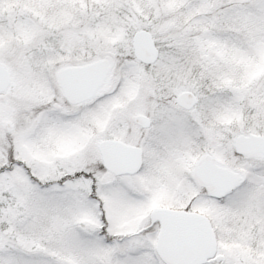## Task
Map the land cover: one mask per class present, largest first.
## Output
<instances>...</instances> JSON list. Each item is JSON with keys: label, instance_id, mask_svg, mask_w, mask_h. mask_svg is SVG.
<instances>
[{"label": "snow or ice", "instance_id": "snow-or-ice-1", "mask_svg": "<svg viewBox=\"0 0 264 264\" xmlns=\"http://www.w3.org/2000/svg\"><path fill=\"white\" fill-rule=\"evenodd\" d=\"M0 264H264V0H0Z\"/></svg>", "mask_w": 264, "mask_h": 264}]
</instances>
